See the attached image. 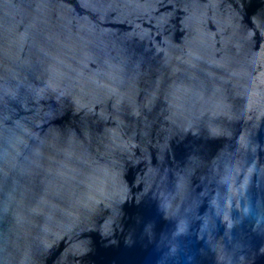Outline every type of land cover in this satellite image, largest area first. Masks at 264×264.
I'll list each match as a JSON object with an SVG mask.
<instances>
[{
	"label": "water",
	"instance_id": "obj_1",
	"mask_svg": "<svg viewBox=\"0 0 264 264\" xmlns=\"http://www.w3.org/2000/svg\"><path fill=\"white\" fill-rule=\"evenodd\" d=\"M0 264H264V0H0Z\"/></svg>",
	"mask_w": 264,
	"mask_h": 264
}]
</instances>
